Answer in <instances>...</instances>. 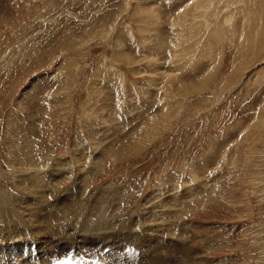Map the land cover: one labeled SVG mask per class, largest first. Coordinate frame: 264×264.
I'll use <instances>...</instances> for the list:
<instances>
[{
    "label": "rangeland",
    "instance_id": "obj_1",
    "mask_svg": "<svg viewBox=\"0 0 264 264\" xmlns=\"http://www.w3.org/2000/svg\"><path fill=\"white\" fill-rule=\"evenodd\" d=\"M0 194L11 263L118 249L96 208L138 264H264V0H0Z\"/></svg>",
    "mask_w": 264,
    "mask_h": 264
},
{
    "label": "bare ground",
    "instance_id": "obj_2",
    "mask_svg": "<svg viewBox=\"0 0 264 264\" xmlns=\"http://www.w3.org/2000/svg\"><path fill=\"white\" fill-rule=\"evenodd\" d=\"M150 132L148 133V135L149 134H151L154 130L153 129H148ZM18 176H20V175H18ZM28 176V175H27ZM36 176V175H35ZM41 176V175H40ZM34 177V176H33ZM42 177V176H41ZM28 178V177H27ZM38 178V177H37ZM50 178V177H49ZM49 178H47L48 180H50ZM18 179V178H17ZM29 179V178H28ZM26 180L27 182L31 179H29V180ZM35 179V180H34ZM34 179L32 180L34 183L36 182V178L34 177ZM42 179V178H41ZM18 180H20V178L18 179ZM47 180V181H48ZM24 181H25V179H24ZM43 181V180H42ZM44 182V181H43ZM44 184V183H43ZM48 184V183H47ZM35 185H37L36 183H35ZM55 185V184H54ZM46 186H48V185H46ZM45 186V187H46ZM29 191V190H28ZM41 191V190H40ZM33 192H34V190H33ZM34 195V194H33ZM1 197H2V194H0V200H1ZM7 198V197H6ZM41 198V197H40ZM176 198V197H175ZM8 200V199H7ZM43 200V199H42ZM101 201V200H100ZM176 201V200H175ZM2 202H3V200H2ZM39 202H42L41 200L39 201ZM174 202V201H173ZM7 203V202H6ZM175 203V202H174ZM4 204H5V202H4ZM41 204V203H40ZM43 204H44V202H43ZM180 204V203H179ZM8 205H10L9 203H8ZM68 205V204H67ZM66 204H65V206H67ZM70 205H72V201H71V204ZM171 205H172V203H171ZM3 207L5 206V205H2ZM11 206V205H10ZM74 206H75V204H74ZM145 206H147V205H145ZM174 206V205H173ZM172 206V207H173ZM175 206H177V205H175ZM174 206V207H175ZM6 208L8 207V206H5ZM15 207H17L16 205H15ZM72 207H73V205H72ZM6 208H3L4 210H3V212L6 210ZM65 208V207H64ZM75 208V207H74ZM105 208V207H104ZM158 208H160V206H158ZM165 208H167V207H165ZM8 209V208H7ZM9 209H11V207H9ZM63 209V208H62ZM68 208H66V210H67ZM102 209H103V207H102ZM164 209V208H163ZM0 210H2V209H0ZM13 210V209H12ZM20 210V209H19ZM65 210V209H64ZM111 210V209H110ZM112 210H115V209H112ZM162 210V209H161ZM7 211V210H6ZM9 211V210H8ZM11 211V210H10ZM70 211V210H69ZM93 211H94V213H96V214H99L98 215V217H95L94 216V219H92V217L93 216H91V219L94 221H92L93 223H91V224H89V221H87L86 219H82V221L84 222V225L83 224H80V225H83L84 226V228H82L83 229V231H84V233L85 232H87V230H91V231H96V232H99V234H100V232L101 231H105L106 229H108V228H111V235L112 234H114L115 236H110V232L109 233H107V235H106V237H104V238H106V239H98V240H102L103 242H104V244L105 243H107L108 242V240L110 239V237H115L120 243H121V245H120V247L118 248V249H108V253H104V254H100L99 256H97L94 260H93V264H127V263H129V261L128 260H130L132 257L134 258V262H131L132 264L133 263H135V264H138L139 263V261H140V256H139V241H140V239H144V237H145V231L144 230H142L141 228H142V226H141V228L139 227H137V229H133V225H131L130 223H127V224H122L123 226L122 227H118L119 229H117V227H116V229L113 227V225H112V221H113V218L112 217H110L109 216V212H107L108 210H103V211H99L98 209H96V208H94L93 209ZM155 211V210H154ZM169 211V210H168ZM167 211V212H168ZM65 212V211H64ZM74 212V211H73ZM112 212H114V211H112ZM111 212V213H112ZM159 212V211H158ZM169 212H171V211H169ZM7 213V212H6ZM6 213L4 212V213H1L0 212V215H2V216H0V218L2 219V221L3 220H6L7 221V219H9V221H8V223L9 224H11V225H7L8 227H17L18 226V224H20V223H18L17 221L16 222H14L13 220L15 219V218H17V217H15L14 216V218H13V216L12 215H15L16 214V212H13L14 214H10L11 212H8L7 213V215L11 218V221H10V218L6 215ZM20 213V212H19ZM34 213V212H33ZM70 213H71V211H70ZM134 213V212H133ZM132 213V214H133ZM177 213V212H176ZM63 214H65V213H63ZM132 214H131V216H132ZM12 217H11V216ZM48 215V214H47ZM57 215V214H56ZM89 215L90 214H88V218H89ZM95 215V214H94ZM16 216H18V214H16ZM41 217V216H40ZM50 217H51V215H50ZM56 217H58V216H56ZM64 217V216H63ZM86 217H87V215H86ZM134 217H135V215H134ZM156 217V216H155ZM133 218V217H132ZM136 218V217H135ZM168 218V217H167ZM0 219V220H1ZM21 218L19 217V220H20ZM47 219V218H46ZM60 219V218H59ZM62 219V218H61ZM122 219V218H121ZM154 219V218H153ZM16 220H18V219H16ZM50 220V219H49ZM63 220V219H62ZM68 220H70V219H68ZM139 221L140 220V218L139 219H137L136 218V221ZM151 220V219H150ZM149 220V221H150ZM160 220V219H159ZM13 221V222H12ZM27 221V220H26ZM53 221V220H52ZM169 221V220H168ZM82 222V223H83ZM159 222V221H158ZM61 223V222H60ZM170 223V222H169ZM173 223V222H172ZM74 224V223H73ZM89 224V225H88ZM121 224V223H120ZM135 224V223H134ZM148 224V223H147ZM32 225V224H31ZM61 225V224H60ZM66 225V224H65ZM79 225V224H78ZM119 225V224H118ZM146 226H148V225H145V227ZM150 226V225H149ZM48 227V226H47ZM51 227V226H50ZM131 227H132V229H131ZM25 227H23V229H24ZM54 228V227H53ZM113 228V229H112ZM46 229H49V228H46ZM18 230H22V229H18ZM50 230H51V228H50ZM49 230V231H50ZM135 230V231H134ZM48 231V230H47ZM48 231V232H49ZM54 231V230H53ZM89 232V231H88ZM108 232V231H107ZM50 233V232H49ZM54 233V232H53ZM170 233H173L172 231H170ZM57 234L58 233H56L55 232V235L57 236ZM89 234V233H88ZM93 234V233H92ZM96 234V233H95ZM141 235V236H140ZM49 235H47L46 237H48ZM97 236V235H96ZM95 236V237H96ZM147 236V235H146ZM82 237H84L85 239H87V240H89L90 241V238H88V237H90V235L88 236V235H84V236H82ZM63 239V238H62ZM62 239H60V240H62ZM131 239H134V242H136L137 243V248H135L134 246H130V245H127V246H122L123 245V243L124 242H129V241H131ZM155 239H157V238H155ZM25 240V239H24ZM33 240V239H32ZM147 240V239H146ZM143 241V240H142ZM148 242V241H147ZM49 243H51L52 244V242L50 241V240H48L47 242H45V244H46V246H49L48 244ZM100 243V242H99ZM146 241H143L142 242V244H141V248L143 249V251H144V249H145V246H146ZM149 243H152V242H150L149 241ZM155 244V243H154ZM153 244V245H154ZM152 244H150V246H151ZM156 246V245H155ZM103 247V246H102ZM128 247V248H127ZM12 247H6V249H9L8 251H12V250H19V248L20 247H13V249H11ZM45 248V247H44ZM149 248V247H148ZM152 248V247H151ZM5 249V250H6ZM24 249V248H23ZM103 249V248H102ZM105 249V248H104ZM137 249V250H136ZM5 250H3L2 251V249L0 250L1 252H0V260L2 261L3 260V258L7 255V252H5L4 253V251ZM121 250V251H120ZM154 250V249H153ZM98 251H101V249L99 248H97L96 249V251H89V253L90 254H93V255H97L98 254ZM150 251H152V249L150 250ZM38 252V251H37ZM153 252V251H152ZM148 253V251L147 250H145L144 251V254H147ZM138 254V255H137ZM149 254H151V252L149 253ZM34 256V254L33 255H31V256H29V257H27L26 259H29V260H31L32 259V257ZM50 256H52V258L50 259V261H44L45 259H47V258H49ZM37 257V256H36ZM36 257H35V260H34V264H56L57 263V260H55V259H60L61 257L59 256V257H57V258H55V256L53 255V254H49V255H46V257H45V259L44 260H40V259H36ZM55 258V259H54ZM25 258H21L18 262L19 263H22V264H29V262L26 260ZM43 259V258H42ZM60 261V260H59ZM23 262H25V263H23ZM4 264H17L16 262H14V263H11V262H4Z\"/></svg>",
    "mask_w": 264,
    "mask_h": 264
}]
</instances>
